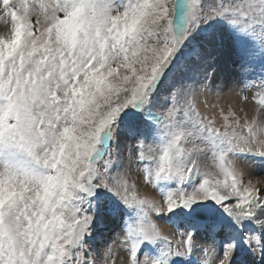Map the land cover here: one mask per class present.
<instances>
[{
    "label": "snow or ice",
    "instance_id": "1",
    "mask_svg": "<svg viewBox=\"0 0 264 264\" xmlns=\"http://www.w3.org/2000/svg\"><path fill=\"white\" fill-rule=\"evenodd\" d=\"M0 264H264V0H0Z\"/></svg>",
    "mask_w": 264,
    "mask_h": 264
},
{
    "label": "rangeland",
    "instance_id": "2",
    "mask_svg": "<svg viewBox=\"0 0 264 264\" xmlns=\"http://www.w3.org/2000/svg\"><path fill=\"white\" fill-rule=\"evenodd\" d=\"M237 69L234 65H231V64H228L227 62H225L224 66H223V74H224V77H225V81L226 82H231V77L235 75ZM141 191L142 192H148L149 194H151V189H148V188H144V187H141ZM164 227V231L166 234H171L174 230L167 227V226H163ZM114 236V233L112 232H109L108 233V239L111 240Z\"/></svg>",
    "mask_w": 264,
    "mask_h": 264
}]
</instances>
